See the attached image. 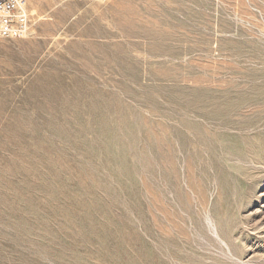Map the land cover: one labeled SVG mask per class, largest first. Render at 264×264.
Instances as JSON below:
<instances>
[{"label":"rangeland","instance_id":"rangeland-1","mask_svg":"<svg viewBox=\"0 0 264 264\" xmlns=\"http://www.w3.org/2000/svg\"><path fill=\"white\" fill-rule=\"evenodd\" d=\"M38 7L0 39V264H264V0Z\"/></svg>","mask_w":264,"mask_h":264},{"label":"built area","instance_id":"built-area-1","mask_svg":"<svg viewBox=\"0 0 264 264\" xmlns=\"http://www.w3.org/2000/svg\"><path fill=\"white\" fill-rule=\"evenodd\" d=\"M42 0H0V39H27L34 33L35 26L46 20L39 11ZM104 2L106 0H55ZM37 4V5H36Z\"/></svg>","mask_w":264,"mask_h":264}]
</instances>
